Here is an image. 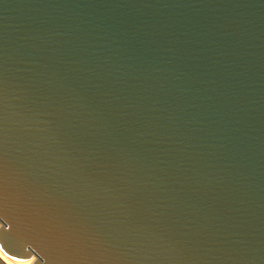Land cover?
Returning <instances> with one entry per match:
<instances>
[{"label": "water", "instance_id": "95a60500", "mask_svg": "<svg viewBox=\"0 0 264 264\" xmlns=\"http://www.w3.org/2000/svg\"><path fill=\"white\" fill-rule=\"evenodd\" d=\"M8 264H264V0H0Z\"/></svg>", "mask_w": 264, "mask_h": 264}, {"label": "rangeland", "instance_id": "374dc122", "mask_svg": "<svg viewBox=\"0 0 264 264\" xmlns=\"http://www.w3.org/2000/svg\"><path fill=\"white\" fill-rule=\"evenodd\" d=\"M0 264H6V263L4 262V260H2V259L0 258Z\"/></svg>", "mask_w": 264, "mask_h": 264}, {"label": "bare ground", "instance_id": "6f19581e", "mask_svg": "<svg viewBox=\"0 0 264 264\" xmlns=\"http://www.w3.org/2000/svg\"><path fill=\"white\" fill-rule=\"evenodd\" d=\"M0 258H1L2 260H4L1 256H0ZM4 262H5L6 264H8L5 260H4Z\"/></svg>", "mask_w": 264, "mask_h": 264}]
</instances>
